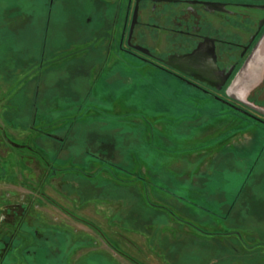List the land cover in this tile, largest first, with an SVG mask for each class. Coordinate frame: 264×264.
<instances>
[{
	"label": "rangeland",
	"instance_id": "rangeland-1",
	"mask_svg": "<svg viewBox=\"0 0 264 264\" xmlns=\"http://www.w3.org/2000/svg\"><path fill=\"white\" fill-rule=\"evenodd\" d=\"M121 1L0 0V237L10 243L9 263L264 264L261 206L234 224L160 194L153 204V181L166 177V147L181 138L220 142L191 153L186 166L206 168L228 194L258 159L248 179L256 191L264 185V125L215 98L232 102L226 91L213 95L121 53L110 40L125 21ZM131 12L130 28L141 20ZM231 19L244 24L231 16L216 36L235 53L245 37L236 39L241 29ZM150 22L160 32L170 19ZM203 39L190 36L186 43L197 46L169 57L183 62L211 38ZM8 48L26 55L9 58ZM139 49L160 63L170 43ZM258 54L264 63V44ZM217 65V81L229 87L239 70L231 66L222 77ZM252 95L260 100L248 102L264 110V93ZM228 147L250 160L247 169L222 166Z\"/></svg>",
	"mask_w": 264,
	"mask_h": 264
},
{
	"label": "flooded vegetation",
	"instance_id": "flooded-vegetation-1",
	"mask_svg": "<svg viewBox=\"0 0 264 264\" xmlns=\"http://www.w3.org/2000/svg\"><path fill=\"white\" fill-rule=\"evenodd\" d=\"M109 1L113 3L116 0ZM122 4L126 12L125 21L122 28L119 29L120 32L110 34V40L114 44L116 42V47L121 53L152 65L155 64L167 74L189 82V85L207 89L211 94L215 92L225 93L226 91V94L233 96H229L232 102L228 101L229 99L227 101L249 114L236 109L238 112L244 113L264 125V110L254 105L255 102H248L250 97L260 100L252 94L264 93V63L261 62V55L258 54L264 44V0H122L120 5ZM135 8L136 14L138 13L136 16H141V20L137 19L130 28L128 21L131 11ZM255 9L259 12L254 13ZM153 16L159 20L169 18L170 24L168 26L162 24L160 32H155L153 24L150 22V18L152 19ZM231 16L238 18L239 23H244L241 25L236 23L237 19L236 21L231 19L232 24L241 29L238 31L236 39L239 40V37H245L243 42L237 41L235 53L230 49L234 45H229V42H226L224 38L216 36L218 31L223 30L224 25H231L228 23ZM205 30L209 33H202ZM260 33H263V36L261 40H258ZM223 34L227 35L226 33ZM190 36L201 40L203 37L211 39L205 40L204 45L199 48L195 69L190 70L181 66L184 70L181 72L174 68L177 64L176 61L170 58V55L177 51H181L182 54L192 51L197 44L190 43L189 46V43H186ZM163 42H169L170 49L166 54V60L160 61V63H157L158 58L155 53H148L139 49L145 44L153 47L159 46ZM223 43H228V45ZM244 56L249 58L243 65L241 58ZM215 63L218 64L219 68H222V77L231 66L236 67V71L239 70L229 87H226L227 84L220 85L217 81L218 78L213 71ZM261 70H263L262 73H260ZM261 74L263 79L257 83ZM215 96V98H221ZM246 105L250 106L251 110L250 108L243 109V106ZM259 116L262 118H259ZM9 244L6 240L4 241V237H0V245H6L4 252L0 255V264H10L6 255L11 251Z\"/></svg>",
	"mask_w": 264,
	"mask_h": 264
},
{
	"label": "crops",
	"instance_id": "crops-1",
	"mask_svg": "<svg viewBox=\"0 0 264 264\" xmlns=\"http://www.w3.org/2000/svg\"><path fill=\"white\" fill-rule=\"evenodd\" d=\"M4 53V56L8 54L9 58L11 57V55L14 54H16V56L26 55V53H24V51L22 50H10L9 48L5 50ZM2 59L3 58L0 57V61H2ZM184 121H187V123L185 124L191 122L189 120H183L182 122ZM188 126H190V128L192 127V125L190 124H188ZM235 134L230 135V137H233ZM249 137L244 138L245 141L249 139L250 142H252V138ZM219 143V141H214L213 143H210V145L205 146L206 142L205 144L201 143L200 145V142H197V140H192L188 138L187 141L184 138H181L177 139V141L174 142L172 146H167L166 149H168L169 151L165 152L166 155L161 160H164V163L168 165L165 169L166 177H164V179L162 180L160 179L157 181H153V204H160L159 202H157V199L160 194L163 195L165 198L169 199L170 201L175 202L176 204H180L184 207L191 209L192 207L201 209L209 214H213L216 218H219L220 220H228L229 222H233L234 224L240 222V217L242 216L241 218H243L244 215L248 216V218H250V216H252L253 218L258 213V210H256L255 207L259 206L262 207L259 213H262L261 215L263 217L264 199H257L256 201L252 198L254 195H256L254 194L256 193V191H260V188L264 190V185H258L255 191V189L253 190L251 184L248 183L251 170L253 172L254 165L257 162L260 163L258 159L252 164L250 170L247 171L248 173L246 174V180L242 183V185H240V187H237L236 189H233L232 193L229 194L227 193L224 186L219 185L216 181L212 182L213 180H210L209 177H207L209 175H206L208 174L206 173V168L186 166L187 158L193 157L191 153H197L198 156L200 151H205V149L207 148H214ZM190 144H193V146H189ZM225 154L228 155V157L226 156L228 162H224L222 166L230 168L229 164L235 161L234 163L240 165V167L245 169L248 168L250 160L248 161L245 159V162H243L242 160H244V157L241 155V153H239V151L233 150V148L228 147ZM238 159L241 161L239 162ZM199 163L201 162H198V164ZM169 165H171V167H169ZM177 165H180V167ZM233 168H235V166ZM156 170L157 169L155 168L153 169V174L157 173ZM192 175L196 176L194 179L195 181H191V179L193 178ZM190 181L193 184L188 185L187 183ZM252 190L254 191V193L252 192ZM158 200H160V198ZM250 202H252L253 204L256 202L258 204L250 206L252 207V210L249 211ZM208 204L213 205L214 210H212V212L204 209L206 208L204 206ZM193 212H195V210ZM218 214L220 215L218 216ZM261 224H264V217L263 219H261Z\"/></svg>",
	"mask_w": 264,
	"mask_h": 264
},
{
	"label": "water",
	"instance_id": "water-1",
	"mask_svg": "<svg viewBox=\"0 0 264 264\" xmlns=\"http://www.w3.org/2000/svg\"><path fill=\"white\" fill-rule=\"evenodd\" d=\"M133 18H134V15H133ZM197 52H199V51H197ZM198 54H194V55H190V56H184V59H183V62L185 63V64H189V63H191V64H193V65H196L197 63L195 62L196 61V56H197ZM183 62H181V61H176V66H174V68L176 69V70H178V71H184L182 68H181V66L182 65H184V64H182ZM233 82V81H232ZM231 82V83H232ZM230 83V84H231ZM217 99L219 100V101H221V102H223V103H225V104H227L228 106H231V107H233V108H235V109H237V110H240V111H242V112H245L244 110H241V109H239V108H237V107H235L233 104H231L230 102H228L227 100H224V99H221V98H218L217 97ZM245 113H247V112H245ZM247 114H249V113H247Z\"/></svg>",
	"mask_w": 264,
	"mask_h": 264
}]
</instances>
